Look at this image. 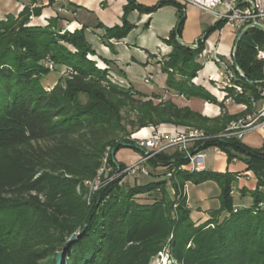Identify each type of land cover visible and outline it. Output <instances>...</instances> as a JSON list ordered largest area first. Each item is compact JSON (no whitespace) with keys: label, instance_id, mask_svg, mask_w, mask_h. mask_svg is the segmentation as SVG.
I'll return each instance as SVG.
<instances>
[{"label":"trees","instance_id":"1","mask_svg":"<svg viewBox=\"0 0 264 264\" xmlns=\"http://www.w3.org/2000/svg\"><path fill=\"white\" fill-rule=\"evenodd\" d=\"M164 3L145 6L128 0L122 24L106 27L105 38L127 36L133 28L127 19L132 10L152 12ZM40 14L41 7L27 6L17 16L0 19V264H45L42 259L59 243L66 246L75 233L81 234L67 251L66 264H150L164 251L172 264H264V145L253 148L236 137L200 143L203 149L221 147L229 163L242 160L254 173L256 187L241 189L252 203L236 211L231 191L239 173L229 170H180L170 194L164 172L154 169L187 163L178 151L150 159L147 182L127 187L123 174L103 184L89 201L86 181L98 175L106 153L114 170L126 167L112 155L124 147L122 142L141 153L132 138L141 128L191 123L215 134L240 116L225 111L210 119L159 93L149 96L133 85L113 81L108 61L100 58L107 65L99 63L85 28L59 29L60 16L46 26L33 23L32 17ZM184 21L181 9L167 39L172 50L162 61L167 89L222 108L231 97L251 113L252 100L262 98L264 89V61L257 57L258 48H264V32L251 28L240 39L237 61L248 80L232 64L242 91L228 87L227 97L219 101L193 81L203 68L204 44L198 41L192 48L179 41ZM223 25L220 20L205 37ZM48 64L56 71L68 70L50 90L41 82L50 72ZM127 107L138 112L129 121L132 130L124 123ZM208 179L221 189L220 206L197 225L183 189L187 182Z\"/></svg>","mask_w":264,"mask_h":264},{"label":"crops","instance_id":"2","mask_svg":"<svg viewBox=\"0 0 264 264\" xmlns=\"http://www.w3.org/2000/svg\"><path fill=\"white\" fill-rule=\"evenodd\" d=\"M145 6H154L161 1L165 3L152 12L132 10L128 21L133 25L126 37L121 39H106V27L122 24L124 7L128 0H0V19L7 15L17 16L25 7H41V14L32 17V22L46 26L51 18L60 16L59 29L74 31L85 28V36L100 58L105 59L110 67V73L116 82L125 86L144 88L147 95L153 92L163 95L164 100H172L179 107H189L210 119L221 116L226 111L228 115H246V105L236 103L227 97V91L219 83V67L212 60L214 55L225 59H232L235 38L238 31L230 26L212 30L206 33L220 20L213 14L204 12L198 7L181 0H135ZM185 12V21L179 41L185 45H192L200 41L204 44V51L200 56L203 68L194 78V83L206 88L215 95L219 101L225 100V108L215 103L204 100L187 99L167 89L168 74L164 71L162 61L168 57L172 46L167 39L177 26L179 16ZM223 11L224 6H219ZM106 64V65H107ZM53 79L49 85L53 86ZM258 107L264 104V98L258 100ZM192 105V106H191ZM196 105V106H195ZM162 130L179 131L173 124L160 126ZM152 127L141 129L133 134V138H143L150 135ZM242 142L246 145L259 148L264 145V132L258 130L255 135H245ZM135 154L132 164L138 160ZM116 158V155H115ZM118 161V159L116 158ZM131 165V164H130ZM231 172H240L238 190L235 202L239 206H248L252 203L251 197L241 193L243 187L252 190L256 187L257 180L252 171L247 170V165L239 160L228 164ZM225 169V168H223ZM193 190L190 195L189 190ZM240 189V190H239ZM186 194L191 209V218L198 225L210 218V212L220 206V189L216 184L204 183L196 185L187 183Z\"/></svg>","mask_w":264,"mask_h":264},{"label":"built area","instance_id":"3","mask_svg":"<svg viewBox=\"0 0 264 264\" xmlns=\"http://www.w3.org/2000/svg\"><path fill=\"white\" fill-rule=\"evenodd\" d=\"M181 1L192 4L204 12L215 15L219 20L223 21L224 25L230 26L238 32L245 25L250 23L264 24V0ZM219 6H224L225 9L221 11L218 9ZM198 45L197 41L190 46L192 48H197ZM257 57L258 59L264 61V48H258ZM212 60L218 64L219 83L222 88L226 89L228 87H233L237 91L241 92L242 88L236 83L237 74L235 69L232 67V59H225L218 55H214ZM111 79L115 81L112 75ZM260 94L262 98H264V89L261 90ZM257 102L258 100H252L253 110L251 113H247L244 116L231 120L223 131L215 134H210L204 129L198 127H189L184 130L171 132L162 130L160 125H152L150 135L143 138H134L135 144L142 148L138 160L135 163L126 165L125 168L118 167V169L114 170V168L107 161L108 153H106L103 159V164L98 171V175L93 180L86 181V184L89 187V193L87 196L89 201L91 195L103 186V184L123 174L125 176L132 177H136L138 175L150 176L151 169L149 168L148 162L159 153L172 154L178 151L188 160L187 163L178 167L172 165H159L154 169L157 172H164V178L167 180V184L171 188L173 187L174 176L178 171L186 170L196 172L204 170L206 168V153L202 152L204 149L201 148L200 143L215 137H236L238 139H242L251 131L261 130L264 132V104L258 107ZM172 161H174V159H172ZM111 172H114V174L110 175ZM187 183L183 189L184 193H186ZM234 192V189H232L231 194ZM234 210H237L236 206Z\"/></svg>","mask_w":264,"mask_h":264},{"label":"rangeland","instance_id":"4","mask_svg":"<svg viewBox=\"0 0 264 264\" xmlns=\"http://www.w3.org/2000/svg\"><path fill=\"white\" fill-rule=\"evenodd\" d=\"M68 31H70V30H68ZM99 63L102 66H105L106 65V64H102V62H100V61H99ZM48 67L50 69V72L48 74H46L45 76H43L41 82H42L43 86L47 90H50V89H52L59 82L60 77L65 76V75H68V72H67L68 70L66 68H63L60 71H56V69L54 68L53 64H48ZM50 79H53L52 80L54 82V85L53 86H50L49 85V82L48 81ZM139 90H141L143 92L145 91V89L143 87L142 88H139ZM191 99H196L198 101L202 100L201 98H195V97H192ZM123 115L125 116L124 123H126L127 129L128 130H132L129 121L131 119L132 120L133 119H136V117L138 115V112L135 111V110H130V108L127 107V108H124L123 109ZM164 124H171V123H161L160 126H162ZM173 125L178 130H184V129H187V128L192 127V126H197V127L199 126L198 124H191V123H187L185 125H175V124H173ZM149 127H152V125L145 126V127L141 128V129H145V128H149ZM140 130H138V131H140ZM138 131H136V132H138ZM256 133H257V131H251V132H249L247 134L248 135H255ZM132 138H133V135H132ZM202 152H205L206 153L205 165H206V169L207 170L212 171V172H226L227 170H229L227 166L230 163L228 161L227 153L224 150H222L221 147L216 146V145H211V146L206 147L204 150H202ZM135 154L136 155H140V153L137 152L133 148H130V147H122L116 153V158L118 159L119 162L124 163L126 165H130V164H132V160L135 158ZM242 156H244V155H242ZM239 161H242V160H239ZM223 168H225V169H223ZM236 173H239V176H237V178H236L237 180L233 183V186H232L233 189H234V191H235L232 194L233 197H234V199H235V196H236V193H237L236 191L238 190V185H239L240 178L242 177V175H241L240 172H236ZM148 180H150V177L143 176V175H138L136 177L126 176L123 179L122 183H123L124 186H127L128 187V186H132V185H134L136 183L137 184H142L144 182H147ZM204 183H207V184H209V183L216 184L218 186V188L220 189L219 185L213 179L205 180V181H203L201 183H198L196 185H202ZM169 188H170V194L173 195V191H172L171 187H169ZM243 188H245V187H243ZM189 192H190V195L193 194V190L192 189L189 190ZM220 193H221V189H220ZM244 196H249V195H244ZM143 198L144 197H142V199ZM251 200H252V198H251ZM235 204H236V207L241 208V206H239L236 202H235ZM226 214L227 213L222 214L220 216V220H223L224 218H226V216H224ZM70 239H69V241H70ZM63 244L64 243H59L54 248V250H52V252H50L49 254H47L42 259V261H44L45 264H49V263H52V262H56V264H58L59 261H60L59 260V255L62 254V255H64V260L66 262V260H67V253L64 254V251L65 250H69L72 245L70 246L69 243H68L66 246H63ZM150 264H172V259L169 257V254L167 253V251H164V252H160L157 256H155L152 259V261H151Z\"/></svg>","mask_w":264,"mask_h":264},{"label":"water","instance_id":"5","mask_svg":"<svg viewBox=\"0 0 264 264\" xmlns=\"http://www.w3.org/2000/svg\"><path fill=\"white\" fill-rule=\"evenodd\" d=\"M251 28H256L258 30H261L264 32V24H260V23H250V24H247L245 25L236 35V38H235V44H234V49H233V53H232V61H233V65L236 69V71L239 73L240 76L244 77L245 79H247V77L245 76V73L244 71L240 68L239 64H238V61H237V47H238V43L240 41V39L242 38V36L244 35L245 32H247L249 29ZM248 80V79H247ZM251 83L253 81H250ZM123 146L124 147H130L132 148L133 145L131 143H125V142H122ZM136 146V148L138 149H142L141 147L137 146V145H134ZM112 155L114 156L115 158V151L113 150L112 151ZM81 233H75L72 235L70 241H69V245L71 246L75 240L78 238V236L80 235ZM68 250H65L64 251V254L67 253ZM59 263L58 264H65V260H64V255H59Z\"/></svg>","mask_w":264,"mask_h":264}]
</instances>
